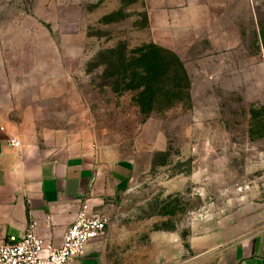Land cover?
Returning a JSON list of instances; mask_svg holds the SVG:
<instances>
[{"label": "rangeland", "instance_id": "374dc122", "mask_svg": "<svg viewBox=\"0 0 264 264\" xmlns=\"http://www.w3.org/2000/svg\"><path fill=\"white\" fill-rule=\"evenodd\" d=\"M150 45L184 93L142 101ZM0 113L27 144L130 166L109 264H213L264 232V0H0Z\"/></svg>", "mask_w": 264, "mask_h": 264}, {"label": "crops", "instance_id": "0c3cea01", "mask_svg": "<svg viewBox=\"0 0 264 264\" xmlns=\"http://www.w3.org/2000/svg\"><path fill=\"white\" fill-rule=\"evenodd\" d=\"M13 135L0 113V245L10 236L24 235L32 220L37 233L59 247L84 204L103 215L109 198L127 187L131 169L124 161L106 163L91 150L27 144L20 137L22 145L16 148L10 144ZM104 235L72 264H109ZM215 250L206 263L264 264V232Z\"/></svg>", "mask_w": 264, "mask_h": 264}, {"label": "built area", "instance_id": "2783aa9c", "mask_svg": "<svg viewBox=\"0 0 264 264\" xmlns=\"http://www.w3.org/2000/svg\"><path fill=\"white\" fill-rule=\"evenodd\" d=\"M13 147L22 143L17 135L10 140ZM109 225V219L89 211L84 204L67 229L59 247L48 244L36 230L32 221L24 235L10 236L0 245V264H72L73 259L84 254L87 246L101 238Z\"/></svg>", "mask_w": 264, "mask_h": 264}, {"label": "trees", "instance_id": "16d2710c", "mask_svg": "<svg viewBox=\"0 0 264 264\" xmlns=\"http://www.w3.org/2000/svg\"><path fill=\"white\" fill-rule=\"evenodd\" d=\"M145 52L146 55L143 54L138 60L146 69V74L141 76V83L144 85H141V87H144L142 90V101L152 102V98L154 99L155 95L157 96L162 92L168 95L170 99H173L177 90L184 93V89L189 85V81L185 69L177 56L174 53L156 45L148 46ZM121 66H125V64L123 62L118 65L115 63L111 64V68L117 70H120ZM172 66H176L178 68V72L174 74V78L176 79L178 75L179 82H176L175 87L171 89H164V83L161 80L163 77L171 73ZM150 74L151 76L149 77ZM136 75L137 74L135 72L131 73L132 77Z\"/></svg>", "mask_w": 264, "mask_h": 264}]
</instances>
